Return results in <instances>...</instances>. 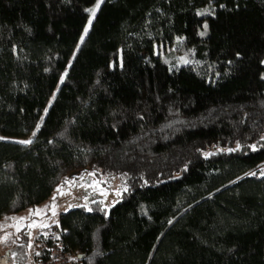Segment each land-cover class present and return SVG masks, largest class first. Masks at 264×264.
Masks as SVG:
<instances>
[{
  "label": "trees",
  "instance_id": "obj_1",
  "mask_svg": "<svg viewBox=\"0 0 264 264\" xmlns=\"http://www.w3.org/2000/svg\"><path fill=\"white\" fill-rule=\"evenodd\" d=\"M96 1L0 0V221L105 172L37 229L79 264H264V0Z\"/></svg>",
  "mask_w": 264,
  "mask_h": 264
},
{
  "label": "rangeland",
  "instance_id": "obj_2",
  "mask_svg": "<svg viewBox=\"0 0 264 264\" xmlns=\"http://www.w3.org/2000/svg\"><path fill=\"white\" fill-rule=\"evenodd\" d=\"M101 1L99 0V4ZM97 3L98 0L93 8ZM157 48L156 46V51ZM229 148L228 146L209 147L202 150V155L208 156L210 153L227 151ZM76 172L73 171L66 176L68 179L55 188L50 199L0 221V254H6L7 251L15 247L18 242V233L22 229L30 233L28 235L29 244L30 236L34 230L55 223L60 212L76 206H83L89 210V204L92 201H99L108 211L127 188L126 178L122 175L105 172L94 173L93 171ZM254 173H264V164L259 166ZM58 189L59 191H57Z\"/></svg>",
  "mask_w": 264,
  "mask_h": 264
},
{
  "label": "built area",
  "instance_id": "obj_3",
  "mask_svg": "<svg viewBox=\"0 0 264 264\" xmlns=\"http://www.w3.org/2000/svg\"><path fill=\"white\" fill-rule=\"evenodd\" d=\"M26 250L25 264H79L78 257L66 249L56 225L34 230ZM0 264H9L7 254H0Z\"/></svg>",
  "mask_w": 264,
  "mask_h": 264
},
{
  "label": "snow or ice",
  "instance_id": "obj_4",
  "mask_svg": "<svg viewBox=\"0 0 264 264\" xmlns=\"http://www.w3.org/2000/svg\"><path fill=\"white\" fill-rule=\"evenodd\" d=\"M98 8H99V0H98V3H97V5H96V7L90 10V11H91V14H92V17L95 16V14H96V10H97ZM91 22H92V21H91V19H90L89 22H88L89 26L91 25ZM87 31H88V27L85 28V33H87ZM81 40H83V36L81 37ZM22 143H29V141H24V142H22ZM253 174H254V173H253ZM57 191H59V189H58ZM53 199H55V197H53Z\"/></svg>",
  "mask_w": 264,
  "mask_h": 264
},
{
  "label": "water",
  "instance_id": "obj_5",
  "mask_svg": "<svg viewBox=\"0 0 264 264\" xmlns=\"http://www.w3.org/2000/svg\"><path fill=\"white\" fill-rule=\"evenodd\" d=\"M78 258H81L80 254L77 255Z\"/></svg>",
  "mask_w": 264,
  "mask_h": 264
},
{
  "label": "crops",
  "instance_id": "obj_6",
  "mask_svg": "<svg viewBox=\"0 0 264 264\" xmlns=\"http://www.w3.org/2000/svg\"><path fill=\"white\" fill-rule=\"evenodd\" d=\"M7 253V252H6Z\"/></svg>",
  "mask_w": 264,
  "mask_h": 264
}]
</instances>
